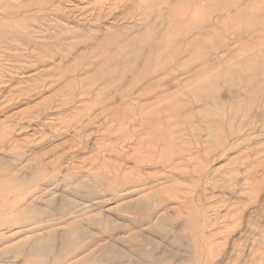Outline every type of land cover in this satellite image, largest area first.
I'll use <instances>...</instances> for the list:
<instances>
[{"label": "rangeland", "instance_id": "1", "mask_svg": "<svg viewBox=\"0 0 264 264\" xmlns=\"http://www.w3.org/2000/svg\"><path fill=\"white\" fill-rule=\"evenodd\" d=\"M0 264H264V0H0Z\"/></svg>", "mask_w": 264, "mask_h": 264}, {"label": "bare ground", "instance_id": "2", "mask_svg": "<svg viewBox=\"0 0 264 264\" xmlns=\"http://www.w3.org/2000/svg\"><path fill=\"white\" fill-rule=\"evenodd\" d=\"M185 2L187 1H193V2H195V1H197V0H184ZM207 1H210V0H207ZM231 5V4H230ZM229 7V5L228 6H222V7H218L219 9H227ZM197 8V7H196ZM217 8V9H218ZM218 9V10H219ZM174 10V9H173ZM196 10V9H195ZM231 10V9H230ZM246 11H248L249 12V10H246ZM245 11V12H246ZM174 12V11H173ZM177 13V12H176ZM187 14V13H186ZM212 14H214V12H212ZM212 14H210V15H212ZM244 15V14H243ZM173 17V16H172ZM196 18H194L193 17V20H196L197 18H199V16L197 15V16H195ZM182 18V17H181ZM203 25L202 24H200V25H192V27H190V28H187V30L186 31H182V32H186V34L187 33H189V32H191V36L192 35H194V33L195 32H198L199 33V29H200V27H202ZM225 27L230 31V29L233 31V34H235V37L233 38V39H238V29H237V27H235V26H232V25H228L227 23H226V25H225ZM202 29V28H201ZM208 30V29H207ZM213 30V32L215 31V29H212ZM182 32H180V35H181V33ZM201 35V34H200ZM189 36V35H188ZM195 37V36H194ZM234 41V40H233ZM186 42H187V39H186ZM229 45H227L225 48H227ZM240 67V66H239ZM217 74V73H216ZM204 80V79H203ZM85 132V131H84ZM100 157V156H99ZM104 167V166H103ZM102 169V168H101ZM109 169H110V167H109ZM120 172H122V171H120ZM69 174H72V173H69ZM68 174V175H69ZM76 174V173H75ZM92 174H90V171H87V176L88 177H90ZM92 176H94V175H92ZM91 179H92V181H94V182H97V183H99L100 182V180L99 179H95V178H92V177H90ZM73 179H74V177H73ZM83 181V180H82ZM79 183H80V186L82 185L83 187H86V184L85 183H81L80 181H79ZM88 188V187H87ZM154 194H156V195H158V196H160V190H157V191H154L153 192ZM154 197V196H153ZM149 197L148 196H146V198L145 199H141V198H139L137 201H136V204L135 205H133V206H131V205H127L126 206V208H127V210H129V211H133V213H138V214H141V213H143L144 212V210L146 209V207H147V205H148V207H149ZM145 205V209L144 210H142V208H143V206ZM125 207V206H124ZM91 208V207H90ZM142 211V212H141ZM147 216H149V215H147ZM78 217L79 216H76V217H74V218H72V221H73V219H75V218H77L78 219ZM94 220H96V219H94ZM80 221H83V219L81 218H79L77 221L75 220V221H73L72 223H71V226H77V225H79L78 224V222H80ZM75 231H77V229L75 228ZM75 233H78V232H75ZM73 234V233H72ZM80 235V233H78V235H77V237ZM52 236H53V233H52ZM71 236H73V235H71ZM49 237V236H48ZM50 237H51V235H50ZM82 237V236H81ZM51 239V238H50ZM128 239V238H127ZM39 240V239H38ZM51 240H53V237H52V239ZM56 240V239H55ZM36 244H39V243H37L36 242ZM41 244V243H40ZM88 246V243L85 245V247H87ZM115 247H113L112 248V252L111 253H116V251H115V249H114Z\"/></svg>", "mask_w": 264, "mask_h": 264}]
</instances>
